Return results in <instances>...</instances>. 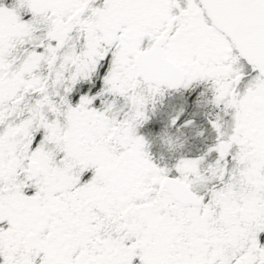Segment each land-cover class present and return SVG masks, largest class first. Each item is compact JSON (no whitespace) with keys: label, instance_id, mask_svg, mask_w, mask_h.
<instances>
[{"label":"snow or ice","instance_id":"1","mask_svg":"<svg viewBox=\"0 0 264 264\" xmlns=\"http://www.w3.org/2000/svg\"><path fill=\"white\" fill-rule=\"evenodd\" d=\"M0 264H264V0H0Z\"/></svg>","mask_w":264,"mask_h":264}]
</instances>
